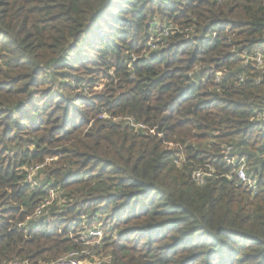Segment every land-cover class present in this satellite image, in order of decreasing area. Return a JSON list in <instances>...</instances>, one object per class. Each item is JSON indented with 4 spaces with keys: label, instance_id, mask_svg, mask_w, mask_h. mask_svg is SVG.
<instances>
[{
    "label": "trees",
    "instance_id": "16d2710c",
    "mask_svg": "<svg viewBox=\"0 0 264 264\" xmlns=\"http://www.w3.org/2000/svg\"><path fill=\"white\" fill-rule=\"evenodd\" d=\"M258 53L264 0H0V264H264Z\"/></svg>",
    "mask_w": 264,
    "mask_h": 264
},
{
    "label": "built area",
    "instance_id": "2783aa9c",
    "mask_svg": "<svg viewBox=\"0 0 264 264\" xmlns=\"http://www.w3.org/2000/svg\"><path fill=\"white\" fill-rule=\"evenodd\" d=\"M248 61L256 62V64L258 66H262L264 58H263L262 54H260V53H258L256 55H251V56L246 55L245 62H248ZM233 160H235V159L233 158ZM238 166L239 167L237 170V177L243 183H245L253 193L258 192L261 182L258 180L257 177H248L246 175V163H245L244 159L240 160V163L238 164ZM210 171H212V169H210ZM205 174L210 175V173H206V172H205ZM195 175H196L199 183H202L204 181L203 180L204 179L203 173L201 171H198L197 173H195ZM72 255L61 258L57 262H55L54 264H81L80 261L75 260L73 257H71Z\"/></svg>",
    "mask_w": 264,
    "mask_h": 264
},
{
    "label": "rangeland",
    "instance_id": "374dc122",
    "mask_svg": "<svg viewBox=\"0 0 264 264\" xmlns=\"http://www.w3.org/2000/svg\"><path fill=\"white\" fill-rule=\"evenodd\" d=\"M98 89H102V86H99ZM174 146L175 145L173 144V147ZM100 235L98 237H92V236H91V238L89 237L90 240L88 241V244H90L91 246H93L95 244V242L98 244L102 238V236H100ZM92 253H91V255H88V252H86L85 257L83 259L78 260V261H80L81 264H111L112 263L110 256H108L106 253L101 252L100 254H98L94 249H93Z\"/></svg>",
    "mask_w": 264,
    "mask_h": 264
}]
</instances>
